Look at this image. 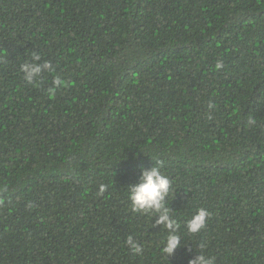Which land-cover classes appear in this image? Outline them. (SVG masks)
Returning <instances> with one entry per match:
<instances>
[{
  "label": "trees",
  "instance_id": "1",
  "mask_svg": "<svg viewBox=\"0 0 264 264\" xmlns=\"http://www.w3.org/2000/svg\"><path fill=\"white\" fill-rule=\"evenodd\" d=\"M33 54L54 72L30 85ZM155 165L180 225L170 257L129 200ZM198 252L264 264V0H0V264Z\"/></svg>",
  "mask_w": 264,
  "mask_h": 264
},
{
  "label": "clouds",
  "instance_id": "2",
  "mask_svg": "<svg viewBox=\"0 0 264 264\" xmlns=\"http://www.w3.org/2000/svg\"><path fill=\"white\" fill-rule=\"evenodd\" d=\"M39 54H33L31 62H26L22 65V72L24 80L32 85L37 84L44 73L54 72V67L50 62L40 61ZM59 78L54 80V86L62 85ZM50 91H52L50 89ZM138 183L130 185L129 200L134 212H152L155 214V225L163 226L168 230V235L163 243L162 253L167 257L173 256L176 250L181 247V236L177 234L180 225L170 214L169 208L166 206V198L169 196L171 181L162 174L158 166L149 168H141ZM104 187L101 186V191ZM208 212L205 209H199L191 219L186 222V230L189 233H199L206 224ZM128 244L139 254L142 251L140 245L136 244L131 238ZM188 264H214L213 260L199 253L188 261Z\"/></svg>",
  "mask_w": 264,
  "mask_h": 264
}]
</instances>
